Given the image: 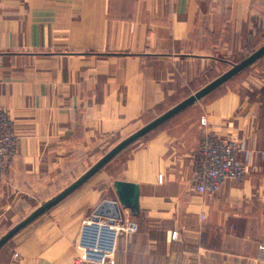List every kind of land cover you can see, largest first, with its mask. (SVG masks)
Returning a JSON list of instances; mask_svg holds the SVG:
<instances>
[{
	"label": "crops",
	"instance_id": "0c3cea01",
	"mask_svg": "<svg viewBox=\"0 0 264 264\" xmlns=\"http://www.w3.org/2000/svg\"><path fill=\"white\" fill-rule=\"evenodd\" d=\"M260 25L264 0H0V108L18 134L0 238L218 77L234 51L259 48ZM202 116L239 141L247 168L215 195L191 181ZM133 144L13 236L0 264H264V56ZM116 180L138 185V210ZM94 219L119 229L109 263L79 260L81 225Z\"/></svg>",
	"mask_w": 264,
	"mask_h": 264
},
{
	"label": "built area",
	"instance_id": "2783aa9c",
	"mask_svg": "<svg viewBox=\"0 0 264 264\" xmlns=\"http://www.w3.org/2000/svg\"><path fill=\"white\" fill-rule=\"evenodd\" d=\"M204 134L191 154L193 187L202 194L215 195L226 180L241 181L247 168L239 161V141L224 140L209 130L201 117ZM18 154V134L6 109L0 108V184ZM129 228V230H131ZM119 229L113 223L90 220L81 225L76 239L82 262L109 263L115 253ZM184 264V263H181Z\"/></svg>",
	"mask_w": 264,
	"mask_h": 264
},
{
	"label": "water",
	"instance_id": "95a60500",
	"mask_svg": "<svg viewBox=\"0 0 264 264\" xmlns=\"http://www.w3.org/2000/svg\"><path fill=\"white\" fill-rule=\"evenodd\" d=\"M263 56L264 44L254 50L241 62L233 64V66L229 70L207 83L204 87L195 91L193 94L189 95L176 105L169 108L164 113L147 122L145 125L131 133L129 136L122 139L119 143H117L109 151H107L100 159H98L82 176H80L78 179L68 185L57 195L48 199L45 203L36 208L31 214L25 217L22 221L18 222L5 235H3L0 238V249L18 232H20L22 229H24L29 224L38 219L40 216L48 212L52 207L59 204L70 194L74 193L76 190L82 187L87 181H89L98 172H100L108 163H110L119 153H121L127 147H129L136 141L142 139L150 132L157 129L162 124L170 120L172 117L183 111L184 109L194 105L196 102L209 95L216 88L225 84L226 82L234 78L236 75H238L240 72L249 68ZM114 185L116 187V192L120 202L124 206L131 208L133 211L138 210V202L140 198L138 185L136 183L123 180H116Z\"/></svg>",
	"mask_w": 264,
	"mask_h": 264
},
{
	"label": "rangeland",
	"instance_id": "374dc122",
	"mask_svg": "<svg viewBox=\"0 0 264 264\" xmlns=\"http://www.w3.org/2000/svg\"><path fill=\"white\" fill-rule=\"evenodd\" d=\"M261 27H263V25H260L259 26V28H261ZM260 33H258V34H256L257 36L259 35ZM255 35V36H256ZM256 36V37H257ZM262 40H264V39H262ZM261 39H259V44L260 45H263V41H262ZM261 41V42H260ZM249 52V51H248ZM248 52H246V51H244V50H236V51H234L231 55H230V61L232 62V63H228V64H221L220 63V66H219V68H218V76L219 75H221L222 73H224V72H226L227 70H229L232 66H233V64H235V63H239V62H241L243 59H245L247 56H249V55H246V53H248ZM251 52H253L252 50H251ZM248 69H250V67L249 68H247V69H245V70H248ZM216 76H217V74H215ZM215 75H213V77L215 76ZM236 77V76H235ZM160 115V114H159ZM157 113L156 114H154L152 117H151V119L149 120V121H151L152 119H154L155 117H157V116H159ZM148 121V122H149ZM146 124V123H145ZM134 145V144H133Z\"/></svg>",
	"mask_w": 264,
	"mask_h": 264
},
{
	"label": "trees",
	"instance_id": "16d2710c",
	"mask_svg": "<svg viewBox=\"0 0 264 264\" xmlns=\"http://www.w3.org/2000/svg\"><path fill=\"white\" fill-rule=\"evenodd\" d=\"M263 27H264V25H263ZM258 30H259V28L255 27V30L251 33L252 34L251 35V38H253L254 35H256V33L258 32Z\"/></svg>",
	"mask_w": 264,
	"mask_h": 264
}]
</instances>
